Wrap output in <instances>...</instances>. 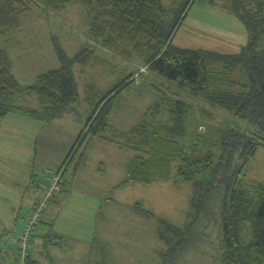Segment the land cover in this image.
<instances>
[{"label":"trees","instance_id":"obj_1","mask_svg":"<svg viewBox=\"0 0 264 264\" xmlns=\"http://www.w3.org/2000/svg\"><path fill=\"white\" fill-rule=\"evenodd\" d=\"M194 1L175 0L171 7L163 0H35L34 5L57 12L72 2L81 3L92 48L101 46L124 59L135 56L162 80L164 88L150 84L153 103L126 131L110 126L109 103L133 82L131 77L125 76L104 91L86 87L87 99L94 105L84 137L91 134L132 152L120 186L171 178L189 181L214 170L211 181L196 187L193 219L188 224L179 227L158 218L157 237L165 244L160 264H179L189 248V236L201 239L194 224L201 215L210 216L209 220L214 217L207 197L217 190H223L219 208L214 204L220 264H264V182L244 181L245 165L256 148L264 145V0H230L229 9L251 32L248 42L233 54L173 44L176 29ZM33 6L30 0H0V42L20 31L22 16ZM55 50L59 68L40 73L23 85L13 73L7 50L0 47V118L19 114L50 121L77 102L73 64L87 66L100 58L87 46L72 58L59 43ZM179 93L195 105L177 97ZM31 97L36 98L37 107L27 103ZM214 110L230 114L243 125L224 131L209 126L200 132L201 124L214 122ZM106 130L113 138L103 135ZM61 177L56 186L64 183L63 173ZM36 230L37 226L34 233ZM26 264H35L30 255Z\"/></svg>","mask_w":264,"mask_h":264},{"label":"rangeland","instance_id":"obj_2","mask_svg":"<svg viewBox=\"0 0 264 264\" xmlns=\"http://www.w3.org/2000/svg\"><path fill=\"white\" fill-rule=\"evenodd\" d=\"M174 1L163 0V3L171 7ZM34 2L35 0H30L32 6ZM229 8L230 0L191 2L176 29L173 44L179 48H202L225 54L237 53L240 47L248 42L251 32L235 13L228 11ZM44 10L46 9L42 5L36 3L31 12L22 16L20 31L15 33L13 38L9 36L0 42V47L5 48L11 57L15 69L14 74L21 84H30L37 74L52 67V63L57 59L53 57H57L55 50L57 42H53V39L60 41L59 44L68 57L72 58L82 46H87L96 52L100 61H92L90 62L92 64L87 66L73 64L78 100L70 105V112L68 110L62 116L45 122L47 123L45 125H50V128L47 132L40 131L36 138V145L32 150L35 176L33 183H30V188L34 190V182L41 177L43 179L36 186H39V192L33 207L46 194L43 185L47 188L53 187L47 206L48 211L57 202L53 203L56 182L61 174L64 175L66 185L69 184V178L74 174L75 179L85 180V183L79 186H75L73 182V187L84 192L82 198L85 204L87 203L81 208L79 207L82 204L74 206L80 209L77 213L80 215V220L84 224H91L92 220L96 219L99 221L98 225H101L109 214L113 217L109 236L105 226L95 228V239L108 243L109 238L113 245L112 255L115 257L113 260L112 257H108L100 264H160L165 244L155 236L156 220L154 218L146 221L140 220L129 205L141 201L144 207L154 212L155 217L183 227L193 219L192 212L195 207L192 202L197 195L196 187L204 186L205 183L211 181L215 177L214 170L204 171L196 179L189 181H179L174 178L168 181H156L149 185L135 183L117 187L125 175L124 166L131 158L132 152L99 137H93L91 134L84 137L87 130L86 121L94 105V103L90 104L87 99L86 87L91 85L94 91H104L125 76L131 77L129 80L133 82L122 89L109 103L108 122L110 126L126 131L139 120L155 99L150 82L160 86V84L163 85L162 80L153 76L133 55L131 58L124 59L101 46L92 48L93 44L87 40L86 12L81 3L72 2L57 12ZM23 51H25L24 56L19 58L17 53ZM45 55L50 57L43 62L37 59ZM162 85L160 87L164 88ZM177 97L195 105L190 98L184 97L181 93L177 94ZM27 103L34 107L38 106L35 97H31ZM214 114V122L208 121L205 122L206 124H201L200 132H206L209 126L224 131L243 125V121L230 114L217 110H214ZM27 119L31 117L27 116ZM167 120L169 117L166 118ZM245 131L247 135L251 134L250 129H245ZM103 135L113 138L110 137L112 134L108 130ZM216 157L214 153L212 155L214 164H216ZM244 181L247 183L264 182V145L256 148L252 159L245 165ZM61 186H64V183ZM222 196L223 190H217L207 197L208 209L211 212L214 210L215 215L214 204L216 208H219ZM110 199H112L111 204L107 202ZM211 199L214 200L213 204ZM93 209L96 211L95 217L90 216ZM215 215L210 220L208 219L210 216L201 218V215L196 221L194 231H200L197 235H201V239H190L189 236L187 242L189 248L179 264H220L217 247L219 222L216 227L214 222L218 220V216L215 218ZM42 226L37 225V228L40 229ZM22 229L23 227L20 231L13 232L16 234L12 235L11 241L22 232ZM9 250L14 258L13 243Z\"/></svg>","mask_w":264,"mask_h":264},{"label":"crops","instance_id":"obj_3","mask_svg":"<svg viewBox=\"0 0 264 264\" xmlns=\"http://www.w3.org/2000/svg\"><path fill=\"white\" fill-rule=\"evenodd\" d=\"M228 11L231 10L228 9ZM54 41L60 43V41L53 39ZM18 50L21 51V49ZM24 52L17 53L18 57L22 58ZM48 57L50 56H39L37 59L43 62ZM53 57L57 58L56 56ZM59 66L60 62L57 58L52 63V67L44 72L59 68ZM12 70L14 73V65ZM8 115L0 118V264H16L12 252L9 250L12 246L11 237L16 234L13 232L20 231L23 227L39 192V186H36L43 179L41 177L34 182V190L30 188V183H33L32 180L35 176L32 150L36 145L39 132L42 130L47 132L50 128V125H45L47 124L45 122L49 121H39L34 118H31L33 119L31 120L27 119V116L24 117L23 115L22 117L19 114ZM2 137L4 138L1 139ZM126 164L124 166L125 174ZM74 177L73 174L69 178V184L66 185V181L63 179L64 186H61L63 184L61 182L56 187L53 203L57 202L48 211L46 210L39 224L43 226L40 229L37 228L35 232L33 248L29 253L30 260L35 264H100L108 257H112V260L115 258L112 255L113 245H111L109 238L107 243L98 241L94 237L95 228L104 226L109 236L113 223L112 214H109L110 216L108 215L101 225H98L99 221L96 219H93L91 224H84L80 220V215H77L80 209L74 206L82 204L79 207L81 208L87 203L85 204L82 198L84 192L73 187V182L76 184L75 186H79L85 183V180L75 179ZM124 177L120 183L124 180ZM119 184L117 187L127 185L120 186ZM107 202L111 204L112 199L107 200ZM129 208L142 221L154 218L157 223L158 218L162 219L155 217L154 212L144 207L141 201L129 205ZM95 212V209H93L90 216H94ZM155 236H158L156 229Z\"/></svg>","mask_w":264,"mask_h":264},{"label":"built area","instance_id":"obj_4","mask_svg":"<svg viewBox=\"0 0 264 264\" xmlns=\"http://www.w3.org/2000/svg\"><path fill=\"white\" fill-rule=\"evenodd\" d=\"M44 188H47L43 185ZM53 187H50L43 198H41L36 206L32 208L23 225L22 232L12 239L14 244V258L17 264H26L27 257L34 243V230L41 218V215L47 210L51 198Z\"/></svg>","mask_w":264,"mask_h":264}]
</instances>
